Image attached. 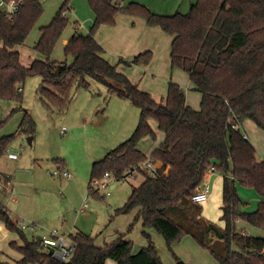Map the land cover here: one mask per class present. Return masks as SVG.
<instances>
[{
  "label": "trees",
  "instance_id": "obj_1",
  "mask_svg": "<svg viewBox=\"0 0 264 264\" xmlns=\"http://www.w3.org/2000/svg\"><path fill=\"white\" fill-rule=\"evenodd\" d=\"M71 1L63 0L51 22L41 28L34 49L46 59H36L29 67L14 47L26 42L43 15L42 1L24 0L12 17L0 10V99L19 104L0 121V127L23 112L17 130L0 137V159L19 134H36L37 123L23 106V85L29 76L42 77L41 100L58 113L69 109L76 88L90 87L88 77L106 84L110 92L139 106L141 115L132 135L93 163L91 182L105 173L117 181L134 170L145 174L112 218L137 209L149 243L133 253V241L123 232L113 242L98 245L97 237L77 231L71 235L72 256L60 261L42 247L41 237L29 239L0 203L1 222L23 241L11 242L22 256L16 264H105L107 259L118 264H164L148 233L152 229L165 238L171 251L172 244L191 235L220 264H264V236L237 229L243 221L264 231V160L257 157L256 147L241 127L250 119L264 130V0H196L186 13L172 15L156 13L140 2L124 8L114 0H87L95 19L87 33L74 35L65 44V55L72 58L69 64L51 56L69 25ZM121 13L143 17L148 25L173 36L171 68L188 74L193 89L202 96L199 109L188 104L187 90L179 83L170 81L166 95L158 100L104 56L95 34L103 25H115ZM153 58V51L146 50L125 62L147 66ZM151 119L165 138L148 156L138 144L144 137L156 139ZM149 159L161 162L155 176L143 167ZM211 166L223 176V227L203 217L202 205L193 201ZM91 182L90 194L103 199ZM239 186L254 189L261 197L255 210L245 208Z\"/></svg>",
  "mask_w": 264,
  "mask_h": 264
},
{
  "label": "rangeland",
  "instance_id": "obj_2",
  "mask_svg": "<svg viewBox=\"0 0 264 264\" xmlns=\"http://www.w3.org/2000/svg\"><path fill=\"white\" fill-rule=\"evenodd\" d=\"M41 1L44 6L43 15L31 31L26 42L22 45L15 46L18 51L20 50L19 52L22 61L27 65L34 58H45L43 54L38 53L34 49V46L41 36V28L51 22L63 3V0ZM67 14L69 17V25L64 31L61 40L56 45L51 59L55 61L66 60L71 64L72 58L66 57L64 52L65 43L63 41L73 36L77 25L75 23V15L69 11ZM81 30L82 33H87L86 29ZM119 36L122 40H126L128 44L130 43L129 37L124 33H122V35L119 33ZM161 36L163 41L160 43V46L156 51L152 49L155 56L150 64L147 65L148 68L147 66L134 64L130 65V68H124V70L127 71L124 72L132 81L138 82L141 89L151 92L158 100H161L162 97L166 95L169 82H176V80H174L175 77L173 78L174 72L170 63L172 37L165 32H161ZM114 42L110 39V48L112 50L116 49L114 48ZM127 50L128 49H126L125 46L122 51L125 53ZM146 50L151 49L146 46L145 50H142V52ZM177 74L181 75L179 79H181V82L185 83L184 87L187 91L190 90L189 92L191 94H199V96H201L198 91H192L190 88L191 86L187 85L189 80L187 73L183 70L177 69L175 71V76ZM88 79L90 83L89 93L93 94L92 96H99L96 97V99L98 100V98H100L102 102L96 106L94 112L97 110V113H95V116L83 120V122L79 124L77 131H75L77 127H72L73 121L68 120V117L70 116L68 111L70 108L73 110L74 107H72V105L74 99L72 100L70 108L65 113H58L56 110H49L44 106L38 92L42 77L40 75H33L26 79L24 85L23 106L27 107V109L29 108V111L32 112V116L37 122V131L34 135L32 144L29 143V137L31 135H26L24 133L19 134L11 142L7 152L18 154V160H10L7 157V152L0 159V169L9 175L11 180V188L7 191V194H4L5 191H0V201H5L7 200L6 198L10 197L7 202L13 211H19L21 209V211L33 215L32 218H27V216L21 212H19L21 213L19 215L16 214V212H10V217L14 223L17 224L19 220L24 219L26 222L24 232L29 239L32 237L48 235L50 231L57 229L60 234L66 235V244L72 243V234L70 230L72 228L76 229L74 225L76 224L77 219L79 221V217L84 216L83 214L78 213V209L82 206L84 200H87L88 202V212L91 210L95 211V215L91 219L80 220L79 225L85 223V225H89V228L91 225H96L97 228L101 227V229H103L102 227L109 222L112 218V213L114 214L115 212L113 208L111 209L110 201L115 205H123L125 196L129 195L128 193L131 184L137 187L141 185L142 182L140 181L145 179V174L137 171L134 176H130L127 179L128 181H117L112 178L111 182L113 181L117 184V187L113 189L111 187L108 189L103 187L98 188L95 183L91 182L93 163L88 164V160L91 157L100 158L102 155V149H100L101 144L104 142H108V145L114 144L118 134H120V132L124 133L125 128H127L126 126L132 122L131 116H128L126 121H124V126L122 128V122L120 121V107H126V105L121 102L129 104V107L131 106L130 108L132 110L137 108L138 119H140L141 109L131 100L122 99L116 93L110 92L106 84L99 82L92 77H88ZM82 88L85 87L76 88L75 92H77V90H83ZM1 103L8 104L5 101ZM85 105H87V102L84 103V106ZM86 107L89 108L91 105L88 104ZM80 108L77 105L74 111L77 112ZM100 109L103 110L102 113H99L98 110ZM110 109L115 111L109 112ZM47 111L50 112L48 115L46 113ZM108 112V117L110 115L111 117L109 122L105 124V127L100 128L96 126L100 122V114H107ZM116 112H118L119 115ZM44 114L46 115L44 116ZM0 121H2V119H0ZM153 121L157 127L156 121ZM4 126L5 125L0 127V135L2 134ZM63 128H66L65 132L62 131ZM72 132H75V134L73 133L72 135ZM145 138L148 140L145 145L147 148L150 146L151 142L154 143V145L157 142V137L156 139L151 137ZM118 139L119 141H122V139L125 138ZM118 145L119 144L117 143L114 147H117ZM259 156L260 154L257 153V157ZM36 157L41 158L40 160H37L35 159ZM54 158L65 159L66 162L71 163L79 172L70 169L73 175L71 179L52 176L50 170L55 169L57 166L54 163ZM103 181L106 180L104 179ZM85 182H91L93 189H98L97 192L104 198L102 199L90 194V189L88 185L84 184ZM222 190L223 183L221 184V181H217L215 184L213 183L209 198L201 204L203 205L202 216L223 227L224 221L221 219V206L223 203ZM79 192H82L80 200ZM112 194H117V197L112 199ZM11 197L17 198V202L13 201ZM119 199L121 200L119 201ZM250 201L253 202L251 199ZM94 206H97V209H94ZM114 218L115 217L112 219ZM32 223L35 224V227L27 226ZM0 225H3L1 220ZM80 227L82 226H78V228ZM244 228L252 235L264 236L263 230L257 229L246 222L239 221L237 229L242 230ZM15 237L22 242L18 234H16ZM0 239H4L3 232L0 235Z\"/></svg>",
  "mask_w": 264,
  "mask_h": 264
},
{
  "label": "crops",
  "instance_id": "obj_3",
  "mask_svg": "<svg viewBox=\"0 0 264 264\" xmlns=\"http://www.w3.org/2000/svg\"><path fill=\"white\" fill-rule=\"evenodd\" d=\"M114 2L121 5L124 8L127 7L130 2H140L144 5H146L147 7H149L152 11H154L156 13L164 14V15H172V14L176 13L177 11H180L182 13H186L189 10L191 4L195 3L196 0H114ZM69 6H70L69 12H72V14L75 15V23L77 25L73 36L78 35L79 33H82L81 29H86V31L88 32L91 25L94 22V19H95L94 12L91 10V8L88 4V1L87 0H72ZM121 14H122V16H121ZM121 14L118 15L115 25H103V26H101L98 29V31L96 32V39L104 47V50H105L104 56L110 62L116 64L120 72L126 74L125 72H127V71H125L124 68H130L131 67L130 65H133V64L126 63L125 61H132V59L137 54L141 53L142 50H145L146 46H148L151 50L154 49L156 51L157 48L160 46V43L163 41L162 40L163 38L161 36V32L164 33V31L159 27L148 25L146 23L145 18H143V17L134 16V15L126 14V13H121ZM67 16H68V14H67ZM153 27H155V28H153ZM119 33L121 35H122V33H124L126 36H128L130 43L128 44L126 40H122V38L119 36ZM171 37L173 39V36H171ZM70 39L71 38L66 39L63 42L66 44ZM110 39L113 42L115 41L114 42V44H115L114 48H116L115 50H112L110 48ZM118 42H119V44H118ZM171 43H172V40H171ZM125 46H126V49H128V50H127V52L124 53L122 50ZM14 50H18V49H16V47H15ZM170 51H171V47H170ZM43 56L45 57L43 59L42 58L32 59L28 65L24 64V62L22 61V58H21V61H22L23 65H25L26 67H29L32 64V62L36 59L45 60L46 56L45 55H43ZM154 56H155V53H154ZM122 60H124V61H122ZM147 68H148V66H147ZM175 69L177 70V68H175ZM175 69H172L174 72L173 78L175 77L174 80H176V83H179L180 85L185 86V83L181 82V79H179L181 77V75L177 74L175 76V71H176ZM187 76H188V74H187ZM188 78H189V76H188ZM188 82H187V85H190L191 87L190 86L189 87L191 88L192 91H194V89H193L194 84L191 82L190 78H189ZM134 83H137L139 85L138 82H134ZM24 85H23V91H24ZM82 89L83 90H77V92L74 93V98H73L74 99V101H73L74 106L72 105V107H74V108H73V110H71L72 108L69 107L70 110L68 111V113H70L68 120L73 121L72 127H77L75 129V131L78 130V126H79V124H81V122H83V120H86L87 118H92L95 116V113H97V110H96V112H94V110H95L96 106L102 102V100L100 98H98V100L96 99V97H99V96H95V95L92 96L93 94L89 93L90 88H86V89L82 88ZM189 91H187V102H188V104H190L191 106H193L196 109H199L202 96H199V94H191ZM122 99H124V98H122ZM4 101L8 104H2L1 103ZM117 101H119V100H117ZM85 102H87V105L90 104L91 107L88 108V107H86L87 105L84 106ZM74 103H76V104H74ZM121 103H124L126 105V107H122V106L120 107L121 108L120 121L122 122V128L124 126V121H126L128 116H131L132 122L126 126L127 128H125L124 133L120 132V134H118V136L116 137V139L114 141V144L108 145V142H104L103 144H101V147H100V149H102V153H101L102 155L100 157L101 159H103L107 155V153H109L111 150H113L115 148L114 146L117 143L120 144L124 140L128 139L132 135L133 131L135 130V128L138 125L139 119L137 118V108H134V110H132L130 108L131 106L129 107V104H127L125 102H121ZM18 105L19 104L17 102L6 101V100L0 99V107H1L0 119L4 120L5 118H7L9 116L10 112L12 111V109L17 107ZM77 105L79 108L82 106L83 107L80 108L76 112V111H74V109H75V107H77ZM25 108L27 109V107H25ZM27 110H29V108ZM98 111H99V113H102L103 110L100 109ZM113 111H115V110L110 109L109 112H113ZM109 112L107 114H100V119H99L100 122L96 126H98L100 128L105 127V124L109 122L110 117H111V115L108 117ZM46 113L48 115L50 112L47 111ZM116 113L118 114V112H116ZM31 114H32V112H31ZM45 115L46 114H44V116ZM22 118H23V112L22 111L15 113L8 120V122L5 124L0 137L16 131L21 120H22ZM150 124L152 125V127L154 128V130L156 131V134H157L156 144L154 145V143L151 142V144L148 148L145 147V145L148 141V140H146L147 138H145V137H144V139H141L139 144H138L139 149L141 151H143L148 156L151 155L153 150L165 138L164 132H162L158 129L157 122H156L157 127L155 126L153 119L150 120ZM241 127L245 131V135L248 137V139L256 147L257 153L260 154V156L258 158L260 160H264V130L261 129L260 127H258L256 125V123L250 119L245 120L243 122V124L241 125ZM73 133L75 134V132H72V135H73ZM118 138H120V139L125 138V139H122V141H119ZM33 139H34V136H33ZM33 139H32V142H33ZM7 157L10 160H14V161L18 160V158L17 159L10 158L8 156V152H7ZM40 158L41 157H36L35 159L40 160ZM96 158H98V157H91L88 160V164L89 163L92 164L95 161L101 160L100 158H98V159H96ZM53 160H54V163L56 165H60L61 167L66 166L64 168L68 169L71 172V174H72V171L70 169H73V170H76L77 172H79L77 169L74 168V166L71 163L66 162L65 159H63V158H54ZM56 160H60V161L58 162ZM155 164L157 166L161 167V162H157ZM137 171L138 170H134L131 174H129V176L126 179H123L121 181H128L127 179L130 176L131 177L134 176ZM0 174L3 176L4 181H6V183L8 185V187L6 189L0 190V191H3V192L5 191L4 194H7V191H9L11 188L10 176L6 172L2 171L1 169H0ZM72 177H73V175L70 177V179ZM60 178H63V177H60ZM111 179H110V186L109 187H111L113 189V188L117 187V184L114 183L113 181L111 182ZM142 180L144 181L145 179H142ZM142 180L140 182H143ZM217 181H221V184H222L223 183V176L219 172L215 171L214 173H212L209 176L211 191L213 188V183L215 184V182H217ZM84 184L88 185L89 183L85 182ZM134 187H135V185L131 184V188H130V191L128 193L129 195L125 196V199L123 201L124 203L126 202V200L131 195ZM238 191H239L240 197L243 198L242 200L245 202V208L249 211L255 210L257 208L258 202L261 200V197L255 192V190L251 189V188L239 186ZM78 194H79V200H80L82 192H79ZM115 197H117V194H112V199ZM6 199L7 200H5V201H3V200L0 201V203H2L4 206H6V208L9 211V214H10V212L13 211V209H11L9 207V205H8L9 203L7 202L10 199V197H8ZM11 199L15 202H17V200H18L15 197H11ZM250 199L253 202H251ZM120 200L121 199H119V201ZM85 202H87V200H84L82 206H80V208L78 209V213H81L84 216H80L79 221L77 219L76 224L74 225L76 229L72 228L70 230L71 234H73L77 231H83L87 234H90L92 236L97 237L96 241H97L98 245H104L105 243L113 242L118 237V234L120 232H123V233H125L126 239L133 241V244H134L133 253L139 252L140 250H142L144 247H146L148 245L149 239L143 234V230H144L143 220L138 217L139 211L137 209L133 210L130 213L121 214L119 216H116L114 219L111 218L109 220V222L104 227H102L103 229H101V227L97 228L96 225L95 226L91 225L89 228V225H85V223H83V225H79L80 220H82V219L88 220V219L93 218L95 215V211L91 210L88 212L89 205L87 208L84 207ZM118 204H120V203H118ZM199 204H201V203H199ZM110 206H111V209L113 208V210H116L117 208L121 207L122 205H115L112 201H110ZM94 209H97V206H94ZM202 209H203V205H202ZM221 210H222V206H221ZM13 212H16V214H18V215L21 213L25 214V216H27V218L33 217V215H31V214H28V213L21 211V209L19 211L15 210ZM19 212H21V213H19ZM111 216H113V213ZM206 219H208V218H206ZM22 220H24V219H22ZM132 224H134V227L130 231L129 228ZM78 226H82V227L78 228ZM242 230H244V232H246L247 234H250L245 228ZM2 232H3L4 239H0V248H1V250H0V263L16 264V261L19 260L22 256L19 252L15 251L11 247V242L15 241L18 244H22L23 241L21 242V241L16 239L15 235L18 233L12 232L9 229H7L6 227H4L3 225H0V235L2 234ZM148 233L151 235L153 241L156 243L157 248H158V252H159L164 264H177V262H179L180 260H182V262L184 264H220L218 262V260L210 253V251L208 249L202 247L191 235H188V236L184 237L181 241L172 244V251H171V250H169V248L167 246V242H166L165 238L161 234H159L157 231H155L153 229L149 230ZM20 239H21V237H20ZM14 252H15V255H14ZM176 258H178V259H176ZM105 264H118V263L113 259H107Z\"/></svg>",
  "mask_w": 264,
  "mask_h": 264
},
{
  "label": "built area",
  "instance_id": "obj_4",
  "mask_svg": "<svg viewBox=\"0 0 264 264\" xmlns=\"http://www.w3.org/2000/svg\"><path fill=\"white\" fill-rule=\"evenodd\" d=\"M23 3L24 0H0V10L4 12L7 16L12 17L19 12ZM62 131L65 132L66 128H63ZM8 156L12 159L18 158V154L13 152H8ZM143 167L146 170V172L152 176L157 175L160 168L152 160H147L143 164ZM214 172H215L214 166H211L207 170L203 182L199 185V187L196 190V193L193 196L194 202L202 203L208 199L211 190L209 176ZM50 173L54 177L70 178L72 176L71 172L68 169L61 167L60 165H57L55 169L50 171ZM104 179L106 181H103ZM110 179L111 176L108 173H105L101 180H96L94 183L97 185L98 188L103 187L105 189H108L110 186ZM7 187L8 185L6 181H4L3 176L0 174V190H4ZM84 207L86 208L88 207V202H85ZM17 225L23 230L26 228V222L24 220H19ZM27 226L35 227V224L32 223ZM41 244L42 247L50 250L52 255L60 261H67L68 259H70V257L72 256L75 250L74 244L73 243L66 244V236L64 234H60V232L57 229H54L50 231L48 235L41 237Z\"/></svg>",
  "mask_w": 264,
  "mask_h": 264
},
{
  "label": "water",
  "instance_id": "obj_5",
  "mask_svg": "<svg viewBox=\"0 0 264 264\" xmlns=\"http://www.w3.org/2000/svg\"><path fill=\"white\" fill-rule=\"evenodd\" d=\"M33 136L29 137V143L32 144ZM178 264H184L182 261H179Z\"/></svg>",
  "mask_w": 264,
  "mask_h": 264
}]
</instances>
